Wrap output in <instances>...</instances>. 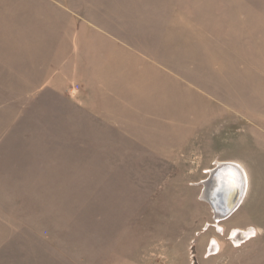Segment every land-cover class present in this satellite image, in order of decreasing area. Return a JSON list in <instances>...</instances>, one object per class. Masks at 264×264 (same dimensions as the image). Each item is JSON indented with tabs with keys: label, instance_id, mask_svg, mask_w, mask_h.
Returning <instances> with one entry per match:
<instances>
[{
	"label": "rangeland",
	"instance_id": "374dc122",
	"mask_svg": "<svg viewBox=\"0 0 264 264\" xmlns=\"http://www.w3.org/2000/svg\"><path fill=\"white\" fill-rule=\"evenodd\" d=\"M56 259L264 264V0H0V264Z\"/></svg>",
	"mask_w": 264,
	"mask_h": 264
},
{
	"label": "water",
	"instance_id": "95a60500",
	"mask_svg": "<svg viewBox=\"0 0 264 264\" xmlns=\"http://www.w3.org/2000/svg\"><path fill=\"white\" fill-rule=\"evenodd\" d=\"M223 171L231 172V177L233 178L234 183H231L232 178L219 181L218 178ZM215 188H217V190H215ZM228 188H230L229 192ZM213 189L215 191H213ZM242 189L243 177L239 168L233 164H224L211 171V174L205 183V189L202 192L201 199L207 201L213 210L214 215L222 220L228 218L238 208ZM227 193L228 197L223 201L222 195L225 194L227 196Z\"/></svg>",
	"mask_w": 264,
	"mask_h": 264
},
{
	"label": "bare ground",
	"instance_id": "6f19581e",
	"mask_svg": "<svg viewBox=\"0 0 264 264\" xmlns=\"http://www.w3.org/2000/svg\"><path fill=\"white\" fill-rule=\"evenodd\" d=\"M227 178H228V179H229V178H232V177H231V172H230V171H223V172H221L220 177H219L218 179H219V181L222 180V179H223V180H228ZM231 183H234L233 178H232V182H231ZM231 183H230V184H231ZM214 186H215V185H214ZM215 190H217V188H215ZM215 190L213 189V191H215ZM229 190H230V188H228V192H229ZM222 197H223L222 200L225 201V200L227 199V197H228V193H227V196H226L225 194H223ZM241 198H242V197H241ZM241 198H240V199H241ZM216 218H218V217L216 216Z\"/></svg>",
	"mask_w": 264,
	"mask_h": 264
},
{
	"label": "crops",
	"instance_id": "0c3cea01",
	"mask_svg": "<svg viewBox=\"0 0 264 264\" xmlns=\"http://www.w3.org/2000/svg\"><path fill=\"white\" fill-rule=\"evenodd\" d=\"M43 81H44V79H43ZM56 262L57 263H55V264H64V263H61V262H63V259H56Z\"/></svg>",
	"mask_w": 264,
	"mask_h": 264
}]
</instances>
